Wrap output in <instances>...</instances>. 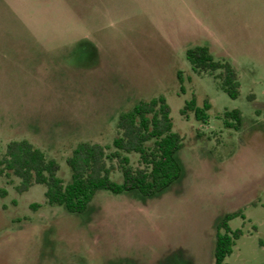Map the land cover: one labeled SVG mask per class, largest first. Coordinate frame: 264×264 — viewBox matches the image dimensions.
Masks as SVG:
<instances>
[{"label":"rangeland","instance_id":"1","mask_svg":"<svg viewBox=\"0 0 264 264\" xmlns=\"http://www.w3.org/2000/svg\"><path fill=\"white\" fill-rule=\"evenodd\" d=\"M204 43L236 69L237 98L191 69L185 48ZM159 95L184 179L146 201L99 191L87 216L0 176V264H213L216 217L238 208L223 264H264V0H0V157L26 139L67 180L79 142L111 151L118 115ZM193 95L211 103L204 123L181 114Z\"/></svg>","mask_w":264,"mask_h":264},{"label":"trees","instance_id":"2","mask_svg":"<svg viewBox=\"0 0 264 264\" xmlns=\"http://www.w3.org/2000/svg\"><path fill=\"white\" fill-rule=\"evenodd\" d=\"M185 57L195 73L209 72L220 88L232 99L239 95L240 82L236 69L226 57H215L207 43L185 48ZM182 83L183 80L179 76ZM211 103L204 99L198 105L193 95L181 109L188 117L206 122ZM171 109L163 95L148 100L140 99L131 109L121 112L116 122V135L109 146L79 142L66 158L70 170L65 180L58 173L59 164L26 139L12 140L0 157V176L19 179L18 192L33 184L46 187L45 199L50 205L61 206L71 214L92 213V202L97 192L132 194L140 200L161 197L179 184L186 175L180 157L183 147L181 135L173 130ZM242 115L238 109L223 113V124L238 130ZM131 155L137 156L134 162ZM4 193L3 190H0ZM244 218L242 209L222 211L214 222L213 264H223L241 235L240 229H231L229 221Z\"/></svg>","mask_w":264,"mask_h":264},{"label":"crops","instance_id":"3","mask_svg":"<svg viewBox=\"0 0 264 264\" xmlns=\"http://www.w3.org/2000/svg\"><path fill=\"white\" fill-rule=\"evenodd\" d=\"M236 210V209H235ZM232 211H234V210H232Z\"/></svg>","mask_w":264,"mask_h":264}]
</instances>
